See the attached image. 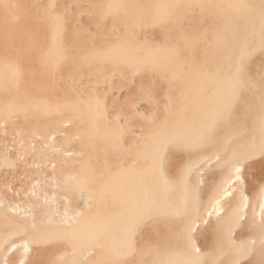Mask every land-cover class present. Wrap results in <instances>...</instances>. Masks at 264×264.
<instances>
[{"label": "bare ground", "instance_id": "obj_1", "mask_svg": "<svg viewBox=\"0 0 264 264\" xmlns=\"http://www.w3.org/2000/svg\"><path fill=\"white\" fill-rule=\"evenodd\" d=\"M262 222L264 0H0V264H264Z\"/></svg>", "mask_w": 264, "mask_h": 264}, {"label": "rangeland", "instance_id": "obj_2", "mask_svg": "<svg viewBox=\"0 0 264 264\" xmlns=\"http://www.w3.org/2000/svg\"><path fill=\"white\" fill-rule=\"evenodd\" d=\"M206 41H208V40H206ZM204 42H205V41H204ZM134 79H135V77H134ZM127 85H132V84L130 83V84H127ZM125 86H126V85H125ZM125 86H124L123 88L119 89V90H121V91H119L118 89H116V92H117V93H119V92H120V93H123V92L125 93V91H126L127 88H128V86H127V87H125ZM114 91H115V89H114ZM118 91H119V92H118ZM120 93H119V94H120ZM142 107H143V105H142Z\"/></svg>", "mask_w": 264, "mask_h": 264}, {"label": "snow or ice", "instance_id": "obj_3", "mask_svg": "<svg viewBox=\"0 0 264 264\" xmlns=\"http://www.w3.org/2000/svg\"><path fill=\"white\" fill-rule=\"evenodd\" d=\"M239 171V169H237ZM261 232L264 233V222L261 223L260 225Z\"/></svg>", "mask_w": 264, "mask_h": 264}]
</instances>
